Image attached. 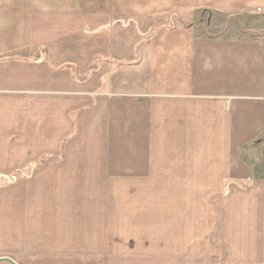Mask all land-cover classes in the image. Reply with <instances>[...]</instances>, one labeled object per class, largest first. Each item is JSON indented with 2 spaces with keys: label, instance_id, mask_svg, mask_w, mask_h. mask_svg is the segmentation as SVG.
I'll return each mask as SVG.
<instances>
[{
  "label": "crops",
  "instance_id": "1",
  "mask_svg": "<svg viewBox=\"0 0 264 264\" xmlns=\"http://www.w3.org/2000/svg\"><path fill=\"white\" fill-rule=\"evenodd\" d=\"M256 9H264V0H0V179L23 169L31 174L48 160L46 170L37 169L30 179H37V198L23 203L20 191L12 202L0 201V258L14 264L56 258L55 264H264V34L203 36L193 22L204 10ZM54 16H61L64 36L55 50L45 45L51 65L39 61L47 54L44 42L31 40L39 28L55 27ZM25 27L26 35H17L20 46L8 47L14 31L23 33ZM77 30V38H67ZM151 30L154 37L145 40ZM85 40L93 44L85 46ZM64 54L69 57L58 60ZM99 57L103 60L89 73ZM64 63L69 65L63 70L54 66ZM92 115L99 127L92 149L22 154L24 127L33 129L36 148L43 141L48 145L55 127H68L69 134ZM15 145L16 151H9ZM16 155L26 160L8 161ZM129 179L142 192L158 246L115 254L102 247L106 234L119 226L118 200L108 201L109 187L114 184L117 195L124 185L119 183ZM100 192L105 201L98 199ZM40 204L55 207L53 225L44 229L88 230L100 250L73 253L78 259L69 261L64 256L69 250L34 256L33 238L47 234H22V222L25 215L29 224L48 222L47 216L34 217ZM61 207L62 225L56 226ZM74 219L77 231L71 230ZM143 219L138 216L136 230L148 227ZM70 241L67 249L86 246Z\"/></svg>",
  "mask_w": 264,
  "mask_h": 264
},
{
  "label": "rangeland",
  "instance_id": "2",
  "mask_svg": "<svg viewBox=\"0 0 264 264\" xmlns=\"http://www.w3.org/2000/svg\"><path fill=\"white\" fill-rule=\"evenodd\" d=\"M9 1V0H8ZM41 17V16H40ZM55 19H57L56 25L53 28L49 27V29L46 30V28H39L38 31V35L35 34V37L33 36L31 43L34 44V42L39 43L40 41L44 42V49L45 52L47 53V45H51L53 46V49L55 50L57 48L56 44L59 43L62 40L63 36H64V29H63V23H62V18L61 16H54ZM26 16L24 15L21 19V24L23 19H25ZM135 20L136 17H131ZM196 18V19H195ZM71 22L72 23H77L78 24V20H75V16H70ZM120 20V19H119ZM1 21V20H0ZM92 21V28L93 26H96L97 21H96V16L94 17V21H93V16L90 17V22ZM127 21V20H124ZM123 22V21H122ZM193 22H195V28L196 30L199 32V34L203 35V36H214V37H226V38H231V39H239V38H252V36H254L253 34H264V9H256L255 11L251 10H238L236 12L230 13V14H220L218 12H209V10H204L202 12H198L196 14V16H194V20ZM100 23H103L102 21ZM126 23V22H125ZM184 24H186L187 26L192 25V24H188L186 22H183ZM1 24V23H0ZM7 26V25H6ZM9 26V24H8ZM27 27V26H26ZM24 28L23 33L18 30V31H14V35L16 34V37L11 40L8 44V47H17L20 46V37H17V35H21L24 34V36L26 35V30L27 28ZM15 28V26H13V29ZM104 28V27H103ZM103 28L98 30V29H92V30H87V32H91V34H94L96 32H101L103 31ZM13 32V31H12ZM9 31H6V36L7 37L9 35ZM37 33V31H36ZM53 35V36H51ZM79 35L78 30L73 32L71 31L70 35L67 36V38L71 37V38H77ZM259 35V36H260ZM38 38V40L35 41V38ZM154 37V33L153 30H151L148 34H146L145 36V40L146 39H150ZM264 38V35H263ZM20 39V40H19ZM102 38L99 40L101 42ZM96 41V40H94ZM22 42H24L22 40ZM83 44L85 46H89L93 44V41H88L85 40L83 41ZM46 45V46H45ZM49 47V46H48ZM49 47V48H50ZM100 47H102V44L100 43ZM95 49H92V51H94ZM73 53L70 52V55H72ZM46 55H48L46 57ZM59 55V54H58ZM61 55V54H60ZM39 55L32 57L33 59L37 58ZM67 57H69V54L61 57H57L58 60H63L66 59ZM101 60H103L102 57H99L98 59H95V61L92 63L91 68L89 73L93 72V69L95 68V66L97 65L98 62H100ZM8 61V60H7ZM39 61L44 62L45 64H53L52 59H51V55L48 52L47 54H45L44 57L40 58ZM56 61V60H55ZM13 64V63H12ZM12 64H8L5 67V70L7 72H10V70H12ZM69 64H59V65H54L56 68H60L61 70H63L65 67H68ZM90 76V75H88ZM85 77L84 80L86 78ZM91 121L85 122L83 124V126L80 128L76 127L75 129L71 128V132L68 134V127H55L54 128V133L53 136L50 137V141L48 143V145L45 143V141H43L42 143H40V146H37L36 148L31 147V145H33L31 142L32 140H30V138L33 137L32 133H33V129L29 128H23L22 131V135L25 133L26 129L27 133L22 136V141L24 140V143L22 144V151H24L22 154L27 155V156H32V151L33 150H44V152H47L49 150H61V151H65V150H69L72 151L73 149L75 150H89L92 149L93 144H94V139L96 136V132H99L98 130V126H95V116H91L90 117ZM28 126V125H26ZM73 130V131H72ZM78 132V135H74L75 132ZM21 135V134H20ZM47 133L45 134V139ZM66 136V137H65ZM68 136H70L71 142L69 141L70 139H68L67 141H64L66 138H68ZM63 137H65L63 139ZM53 138V141H52ZM64 141L62 144H60V148L58 147V149H56V145L57 142L59 141ZM61 141V142H62ZM17 145H21V144H17ZM125 146V145H124ZM16 145L13 148H10L9 151L14 152ZM261 150L264 151V147H261ZM253 151V150H252ZM53 152V151H50ZM261 152V151H260ZM245 157V155H244ZM16 157H12L10 159H8V161L10 162H15V164H21L23 163L26 159H15ZM30 159V158H29ZM57 160L62 163L63 162V157L60 156V158H57ZM48 162V160L43 159V161L38 162V165H36V169L33 170L31 172V174H29V170L28 169H23L22 172H17L15 174H12L13 172L7 173L6 178L2 179L4 177H2L0 179V201L4 200V201H10L12 199L15 198L16 196V192H20L22 191L23 196V203L26 201V199L29 198H37V195L35 196V188L37 185V179L35 182L30 183V179L32 178V175L37 171V169H40V172L46 170V163ZM17 165H12V169H14L15 166ZM45 167V168H44ZM11 170V169H8ZM128 182H124L121 181L119 183V186H121L122 182H123V186L118 188L117 191V195L115 192V187L110 186L109 187V191L111 193V198L108 197V201L109 199L111 201H115L118 200V206H117V218H118V227H117V231L114 232V234H106L105 239H103L102 243V247L105 248L106 250L111 251V253H115V254H124L126 252V250L129 251H133L135 249H140V250H145L147 248V246H149L152 250H154L157 246H158V234H150L151 233V229L150 225L148 223V217L144 214L143 211V203H142V199H143V195L141 194L142 192L137 191L134 189V182L133 180L129 179L127 180ZM13 185V186H12ZM16 187V188H15ZM13 188V189H12ZM53 193V192H51ZM88 194V192H86ZM100 196L98 197V199H102L103 201H105L107 199V197L103 196V192H100ZM40 197H43L44 199H46L47 195L46 193H42ZM51 198L54 199H58V196L52 195ZM151 198H153V195H151ZM147 199V198H146ZM12 202V201H10ZM42 202V201H40ZM56 205L60 204V201H56L55 202ZM157 205H152L150 208L155 207ZM75 207V206H74ZM29 208L31 209V206H29ZM1 209V208H0ZM55 209L54 206L51 207H46L44 206V204H40L38 205V207L36 208V212L34 214V217H37L38 215H40L39 219L40 221L43 220V217L47 216L46 220L48 222H35L33 221L32 224H29L32 219L31 217L25 215L24 216V222H22L24 228L27 225L28 226V230H25L23 228V233L22 234H47V235H38V238L34 237L33 238V244L35 247V254L34 256H51L54 255L56 253H66L67 250H69L71 253L64 255L65 261H69V260H75L78 259L75 256H72L73 253H84L87 254L89 252L95 254V251L100 250V245H99V241L98 239L95 238H91L88 235L92 234L90 233L88 230H84L82 229L81 234H75L74 232H71L67 229H65L66 231H68L69 234H51L49 229H44L45 226H51L53 225L51 217L53 216L51 215V212ZM60 209H63V207H61ZM43 210V214L39 213V211ZM83 214V212H82ZM63 215H64V209H63V213L61 214V220L60 221H56L54 222V225L59 226L62 223V219H63ZM69 216H75L73 213H71ZM86 216L88 217V214H86ZM138 216H143L144 217V222H147L148 227H143L140 228L138 230H136V225H137V218ZM134 217L133 222H132V227L127 226V221L129 218ZM76 221H74L72 223L71 226V230L72 231H77L79 230V225L77 222V219H74ZM142 221V220H141ZM68 222V220H67ZM40 224V226H39ZM62 225V224H61ZM82 225V224H81ZM110 225V224H109ZM37 227V232L34 230V227ZM51 234V236H50ZM62 237L64 239H57V238H53V237ZM25 238V236H24ZM29 238V237H28ZM84 238V239H83ZM68 239V240H66ZM70 240H74L76 243L79 244L78 240L80 242L82 241H86V246L85 243L81 244V248L80 251L78 249H67V244L71 241ZM28 244H31V240L28 239L27 241ZM62 243H65L63 247V249L60 250V248L58 250H55V246H61ZM13 246V244H12ZM54 247V249H53ZM37 248V249H36ZM58 248V247H57ZM75 250V251H73ZM151 250V251H152ZM109 251H107L109 253ZM119 252V253H117ZM110 254V253H109ZM23 255H28L27 257H30L28 253H25ZM107 256V255H106ZM37 259V258H36ZM58 258L56 259H51V261H49V259H38V263L39 264H55L54 261H57ZM25 261V259H24ZM76 261H82V260H76ZM86 261V260H85ZM27 262V261H26ZM34 261H32V264ZM31 264V263H28ZM37 264V263H35ZM57 264V263H56Z\"/></svg>",
  "mask_w": 264,
  "mask_h": 264
},
{
  "label": "water",
  "instance_id": "3",
  "mask_svg": "<svg viewBox=\"0 0 264 264\" xmlns=\"http://www.w3.org/2000/svg\"><path fill=\"white\" fill-rule=\"evenodd\" d=\"M2 262L14 264L9 258H0V263H2Z\"/></svg>",
  "mask_w": 264,
  "mask_h": 264
},
{
  "label": "trees",
  "instance_id": "4",
  "mask_svg": "<svg viewBox=\"0 0 264 264\" xmlns=\"http://www.w3.org/2000/svg\"><path fill=\"white\" fill-rule=\"evenodd\" d=\"M255 36V34H253Z\"/></svg>",
  "mask_w": 264,
  "mask_h": 264
}]
</instances>
